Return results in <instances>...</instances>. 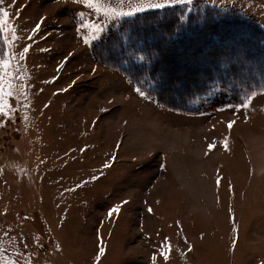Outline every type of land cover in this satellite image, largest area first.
I'll return each instance as SVG.
<instances>
[{
    "label": "rangeland",
    "instance_id": "rangeland-1",
    "mask_svg": "<svg viewBox=\"0 0 264 264\" xmlns=\"http://www.w3.org/2000/svg\"><path fill=\"white\" fill-rule=\"evenodd\" d=\"M162 2L94 0L123 12ZM178 5L239 11L264 27V0ZM0 8L9 13L0 264H264V92L235 105L218 89L194 102L196 112L175 111L93 53L142 11L113 18L86 0H2ZM196 48L165 53L175 88L205 74L185 69L209 61L192 55Z\"/></svg>",
    "mask_w": 264,
    "mask_h": 264
},
{
    "label": "trees",
    "instance_id": "trees-1",
    "mask_svg": "<svg viewBox=\"0 0 264 264\" xmlns=\"http://www.w3.org/2000/svg\"><path fill=\"white\" fill-rule=\"evenodd\" d=\"M235 31L249 37L243 39ZM217 35L220 37L216 45L207 48L205 44ZM227 38L236 39V42L225 43ZM194 43L198 48L191 54H204L209 61L201 66L188 63L185 69L205 74L196 78L189 76L187 82L180 81L175 88L168 83L175 79L171 77L173 74L163 67L170 62L165 53L174 48L191 47ZM238 44L251 50H240ZM4 49L3 30H0V51ZM93 53L157 102L175 111L196 112L194 102L218 89L227 92L231 98L224 104L235 105L243 104L253 94L264 92V27L235 10L210 5L189 9L178 4L148 9L121 20L93 44ZM256 56L262 60H256Z\"/></svg>",
    "mask_w": 264,
    "mask_h": 264
},
{
    "label": "snow or ice",
    "instance_id": "snow-or-ice-1",
    "mask_svg": "<svg viewBox=\"0 0 264 264\" xmlns=\"http://www.w3.org/2000/svg\"><path fill=\"white\" fill-rule=\"evenodd\" d=\"M0 2H2V0H0ZM86 2L88 3L89 7H95L96 11L99 12H103L105 15H111L113 18L117 17V16H123V15H134L135 12L137 11H145L146 8L145 7H139L136 8L132 11L129 12H123V11H117L115 8H101L98 4L94 3V0H86ZM122 2V0H121ZM184 3H192V0H164V2L162 3H150L149 7L152 8H159V9H163L165 7H170V6H174L175 4H184ZM8 17H9V13L0 8V30H6V25H7V21H8ZM96 28V30L98 32H102L103 28L102 26H100L99 24L94 26ZM14 31V29H13ZM13 39H15V37H13ZM87 42V41H86ZM25 52L28 51L27 48H25L24 50ZM0 67H2L3 69H7L8 68V61L7 60H3L0 61ZM3 82V77H0V83ZM7 95H12L11 92H8ZM4 99H5V92L3 87H0V111H3V107H4ZM231 123L229 124V127H231ZM227 146V145H225ZM119 211V208H113L110 210L109 215L111 216L112 213H116ZM149 211H151V209H149ZM101 252H103V249H101Z\"/></svg>",
    "mask_w": 264,
    "mask_h": 264
}]
</instances>
